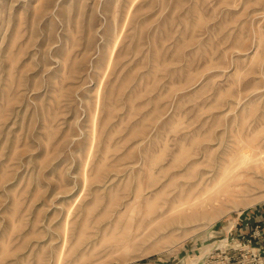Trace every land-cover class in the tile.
I'll list each match as a JSON object with an SVG mask.
<instances>
[{"label": "rangeland", "instance_id": "rangeland-1", "mask_svg": "<svg viewBox=\"0 0 264 264\" xmlns=\"http://www.w3.org/2000/svg\"><path fill=\"white\" fill-rule=\"evenodd\" d=\"M263 221L264 0H0V264H261Z\"/></svg>", "mask_w": 264, "mask_h": 264}, {"label": "built area", "instance_id": "built-area-1", "mask_svg": "<svg viewBox=\"0 0 264 264\" xmlns=\"http://www.w3.org/2000/svg\"><path fill=\"white\" fill-rule=\"evenodd\" d=\"M258 226H260V228H261V230H259V231H263V234L262 235H264V221H263V224L262 225H257V227ZM263 229V230H262ZM251 242V241H250ZM261 264H264V256L261 258Z\"/></svg>", "mask_w": 264, "mask_h": 264}, {"label": "bare ground", "instance_id": "bare-ground-1", "mask_svg": "<svg viewBox=\"0 0 264 264\" xmlns=\"http://www.w3.org/2000/svg\"><path fill=\"white\" fill-rule=\"evenodd\" d=\"M252 158V157H251Z\"/></svg>", "mask_w": 264, "mask_h": 264}]
</instances>
